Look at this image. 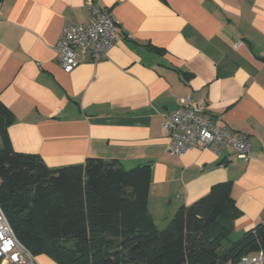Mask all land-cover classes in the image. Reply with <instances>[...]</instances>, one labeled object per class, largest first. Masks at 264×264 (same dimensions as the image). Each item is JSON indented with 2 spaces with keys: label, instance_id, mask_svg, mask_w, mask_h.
<instances>
[{
  "label": "crops",
  "instance_id": "crops-1",
  "mask_svg": "<svg viewBox=\"0 0 264 264\" xmlns=\"http://www.w3.org/2000/svg\"><path fill=\"white\" fill-rule=\"evenodd\" d=\"M94 2L118 22L115 43L101 61L66 72L55 45L64 25L89 19L86 0L0 1V100L15 116L13 149L52 168L88 157L150 162L156 224L228 180L241 211L229 238L263 222L264 0ZM186 99L245 138L250 159L231 148L170 154L162 123Z\"/></svg>",
  "mask_w": 264,
  "mask_h": 264
},
{
  "label": "trees",
  "instance_id": "trees-1",
  "mask_svg": "<svg viewBox=\"0 0 264 264\" xmlns=\"http://www.w3.org/2000/svg\"><path fill=\"white\" fill-rule=\"evenodd\" d=\"M14 121L0 100V206L36 256L59 264H228L264 250V221L229 238L241 213L232 181L213 184L159 227L148 211L150 162L125 168L116 158L88 157L52 168L13 149Z\"/></svg>",
  "mask_w": 264,
  "mask_h": 264
},
{
  "label": "built area",
  "instance_id": "built-area-1",
  "mask_svg": "<svg viewBox=\"0 0 264 264\" xmlns=\"http://www.w3.org/2000/svg\"><path fill=\"white\" fill-rule=\"evenodd\" d=\"M86 4L90 10L89 19L64 25L55 45L57 60L66 72L73 71L85 61H101L116 40L118 22L110 8L100 7L94 0H86ZM205 110L204 104H192L186 99L181 106L166 114L162 128L169 135L168 152L182 155L198 148L220 154L231 148L239 158L248 161L249 142L221 125L218 118L206 114ZM0 262L39 264L37 256L17 238L1 206ZM228 264H264V250L242 256L238 262Z\"/></svg>",
  "mask_w": 264,
  "mask_h": 264
},
{
  "label": "rangeland",
  "instance_id": "rangeland-1",
  "mask_svg": "<svg viewBox=\"0 0 264 264\" xmlns=\"http://www.w3.org/2000/svg\"><path fill=\"white\" fill-rule=\"evenodd\" d=\"M157 224H158V225H161L160 227H164V224H159V223H157ZM235 238L237 239V236H235L234 239H235ZM39 256H41V255H38V257H39Z\"/></svg>",
  "mask_w": 264,
  "mask_h": 264
}]
</instances>
